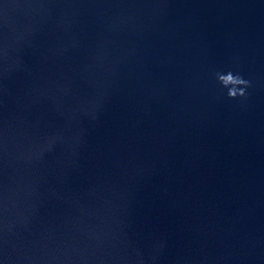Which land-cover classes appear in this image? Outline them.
<instances>
[{
  "label": "water",
  "instance_id": "obj_1",
  "mask_svg": "<svg viewBox=\"0 0 264 264\" xmlns=\"http://www.w3.org/2000/svg\"><path fill=\"white\" fill-rule=\"evenodd\" d=\"M0 264H264V0H0Z\"/></svg>",
  "mask_w": 264,
  "mask_h": 264
},
{
  "label": "clouds",
  "instance_id": "obj_2",
  "mask_svg": "<svg viewBox=\"0 0 264 264\" xmlns=\"http://www.w3.org/2000/svg\"><path fill=\"white\" fill-rule=\"evenodd\" d=\"M217 77L223 87L228 89L229 97L236 98L237 96L247 95V88L251 82L244 79L241 75L229 71L227 73H217Z\"/></svg>",
  "mask_w": 264,
  "mask_h": 264
}]
</instances>
